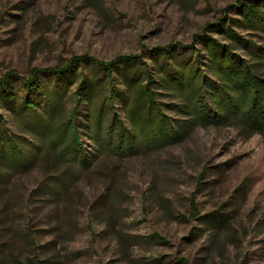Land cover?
Here are the masks:
<instances>
[{"label": "rangeland", "instance_id": "1", "mask_svg": "<svg viewBox=\"0 0 264 264\" xmlns=\"http://www.w3.org/2000/svg\"><path fill=\"white\" fill-rule=\"evenodd\" d=\"M237 1L0 0V77L14 72L27 78L81 55L102 62L136 55L155 71L150 50L172 44L184 47L175 57L190 61L185 47L204 26L241 21L231 13ZM234 29L264 48L263 32ZM235 53L249 59L238 47ZM68 79H41L45 88L66 91L60 114L50 117L57 125L74 105L70 95L78 83ZM11 91L14 105L30 99L43 110V96L26 93L20 82ZM157 91L162 109L186 96ZM165 114L173 122L187 119ZM0 115L7 136L27 156L22 164L0 161V264H264V132L247 137L231 123L196 127L158 147L137 138L133 152L98 154L85 132L89 120L80 114L85 158L72 164V155L56 156L45 131L27 130L29 113L22 121L0 102ZM215 214L226 221L213 230L201 219ZM153 234L166 244L149 240Z\"/></svg>", "mask_w": 264, "mask_h": 264}, {"label": "trees", "instance_id": "2", "mask_svg": "<svg viewBox=\"0 0 264 264\" xmlns=\"http://www.w3.org/2000/svg\"><path fill=\"white\" fill-rule=\"evenodd\" d=\"M260 2L238 0L231 7V13L235 12L241 21L229 18L219 20L220 24L204 26L189 47H185L193 54L190 61L175 57L178 49L184 50L178 44L150 50L155 71L160 74L158 81L155 80L157 73L151 71L139 56H119L102 62L81 55L70 58L62 68L31 71L27 78L14 72L5 74L0 77V102L3 106H11L15 116L22 121L26 120L22 114L29 113V120L23 122L27 130L45 131V141L56 156L72 155L68 156L72 158V164H80L85 158L77 131L79 126L82 127L77 122L80 114L89 120V128H83L85 132L89 131L98 154L133 152L137 138L146 140L148 146L158 147L179 140L189 129L218 128L227 123L247 137L261 134L264 132V48H257L234 29L238 25L248 31L264 33V11ZM214 33L222 36L225 43L214 38ZM236 47L244 50L249 59H241L235 53ZM139 66H142V74H138ZM86 69L92 71L86 74ZM46 76L60 80L69 78L71 83H78L70 95L73 108L68 118L58 125L50 117L60 114L66 91L42 86L41 79ZM117 80L121 85L119 91L116 89ZM16 81L22 84L26 93L43 96V110H37L30 99L14 105L16 96L12 94L11 86ZM157 90H163L171 98L182 97L184 93L186 96L180 99L179 105L162 109L165 105L160 102L162 95ZM117 104L123 119L117 112ZM83 105L85 111H80ZM166 111L187 119L173 122ZM173 123L179 126L175 129ZM166 126H169L168 130H164ZM6 132L0 115V161L22 164L27 156ZM190 204L189 217L195 220L198 213L191 201ZM201 220L213 230L226 221L223 214L208 215ZM149 240L166 244L157 234L149 236Z\"/></svg>", "mask_w": 264, "mask_h": 264}]
</instances>
